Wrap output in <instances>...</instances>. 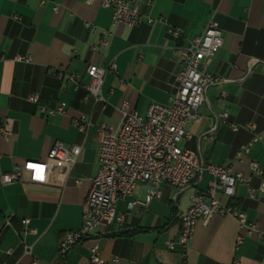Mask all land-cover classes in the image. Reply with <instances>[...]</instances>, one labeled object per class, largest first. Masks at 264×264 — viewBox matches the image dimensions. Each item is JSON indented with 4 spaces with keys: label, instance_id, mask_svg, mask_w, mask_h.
Wrapping results in <instances>:
<instances>
[{
    "label": "crops",
    "instance_id": "1",
    "mask_svg": "<svg viewBox=\"0 0 264 264\" xmlns=\"http://www.w3.org/2000/svg\"><path fill=\"white\" fill-rule=\"evenodd\" d=\"M141 10L164 21L113 24L111 9L102 7L101 0H0V173L11 171L23 159L43 158L55 141L66 148L80 146L62 187L52 184L54 174L46 184H0V263L29 264L35 258L40 264H88L96 242L105 264H183L180 251L169 250L166 241L177 239V213L187 209L191 194L208 190L212 183L208 176L180 192L175 201V188L162 183L161 196L145 208L133 202L144 200L149 185L137 182L132 194L117 202L116 214L123 216L120 227L113 222L98 229L93 238L72 246L62 257L58 247L64 233L81 224L83 201L98 168L95 126L103 123L115 129L124 101L141 115L152 103L167 104L177 88L176 45L200 34L212 16L222 42L205 69L219 80L207 90V103L199 107L197 120L186 124L190 138L181 148L250 176L255 198L247 197L245 183L237 184L233 198L219 191L215 197L237 206L264 230V193L248 168L254 160L264 170V0H152ZM168 25L179 28L183 40L173 38ZM104 30L110 32L107 46L93 49ZM16 55L30 59L16 61ZM89 64L115 65L104 77L105 103L53 74L63 69L87 81ZM30 95L37 97L36 103L28 100ZM60 103L65 104L63 113L48 116L38 111L39 105L55 108ZM222 112L228 114L226 122L210 131ZM82 115L90 120L84 132L73 125ZM254 134L260 138L237 159V149ZM8 217L11 226H4ZM24 218L34 232H23ZM240 232L243 229L230 215L199 220L186 264H234V259L238 264H264V237L244 235L235 249ZM24 246L30 247V254Z\"/></svg>",
    "mask_w": 264,
    "mask_h": 264
},
{
    "label": "built area",
    "instance_id": "2",
    "mask_svg": "<svg viewBox=\"0 0 264 264\" xmlns=\"http://www.w3.org/2000/svg\"><path fill=\"white\" fill-rule=\"evenodd\" d=\"M151 2L152 0H101V6L111 9L113 24L135 26L142 23L151 24L156 20L164 21L162 17L154 18L142 12L141 5L149 6ZM85 24L93 28L89 23ZM167 32L173 38L183 40L179 28L168 25ZM109 36L110 32L102 31V36L92 48L106 47ZM221 42V30L212 16L200 34L186 40L184 44L176 45L180 52L179 69L175 75L177 88L169 97L167 104L152 103L141 115L131 110L124 101L120 106L121 118L115 129L103 123L95 126L99 142L98 168L83 201L80 227L64 233L59 242V256L64 255L77 243L93 238L98 229H106L113 222L120 227L123 216L116 214L117 202L130 196L137 182L149 185L144 200L133 202L145 208L150 200L161 196L162 183L175 188L176 193L172 197L175 201L180 192L198 183L204 176L211 178L212 183L208 190L191 194L187 209L177 213L179 219L177 239L166 241L169 250L180 251L183 264H186L187 249L196 223L199 220L205 223L213 215H230L237 221L239 228L243 229V232L235 237V249L243 243L244 235L256 233L264 237V230H260L255 222L248 220L242 210L230 203L222 204L215 197V193L219 191L225 197L233 198L237 184L245 183L247 197L255 198L256 189L250 184V176H245L241 171H232L229 165L210 163L198 153L178 146L182 139L190 138L185 126L188 122L197 120L199 107L207 103V90L219 80L207 72L205 67L211 62ZM29 59V56L14 57L16 61L26 62ZM114 69V64L107 68L89 64L85 68L87 81H82L75 73L63 69H56L53 74L58 79L65 78L75 89L84 91L85 96L91 95L95 101L105 103L101 92L104 77L108 70ZM28 100L36 103L37 97L30 95ZM64 109V103L58 104L55 108L38 106V111L48 116L63 113ZM215 117L216 121L210 131H214L219 122H226L228 114L222 112ZM73 125L84 132L89 127L90 120L82 115L73 121ZM230 128L235 131L237 125L230 124ZM246 128L254 129L251 124H246ZM259 138L260 134H254L247 144L237 149L235 157L238 159L247 147ZM79 154L80 146L66 148L62 142L55 141L43 158L23 159L11 171L0 173V184L6 185L15 181L46 184L49 183V175L54 174L56 180L52 184L62 187ZM248 168L251 175L259 178L258 190L264 193V170L254 160L249 162ZM29 222L28 218L22 219L25 225L24 233L34 232L28 227ZM4 226H11L10 217L5 219ZM6 252L10 253V250ZM24 252L30 254V247L24 246ZM233 262L239 263L237 259ZM29 264L40 263L33 258ZM88 264H105L96 242L90 248Z\"/></svg>",
    "mask_w": 264,
    "mask_h": 264
},
{
    "label": "rangeland",
    "instance_id": "3",
    "mask_svg": "<svg viewBox=\"0 0 264 264\" xmlns=\"http://www.w3.org/2000/svg\"><path fill=\"white\" fill-rule=\"evenodd\" d=\"M184 139H182V141H180L179 143H178V146H180V147H184L185 146V142L183 141Z\"/></svg>",
    "mask_w": 264,
    "mask_h": 264
},
{
    "label": "trees",
    "instance_id": "4",
    "mask_svg": "<svg viewBox=\"0 0 264 264\" xmlns=\"http://www.w3.org/2000/svg\"><path fill=\"white\" fill-rule=\"evenodd\" d=\"M62 257V256H61Z\"/></svg>",
    "mask_w": 264,
    "mask_h": 264
}]
</instances>
